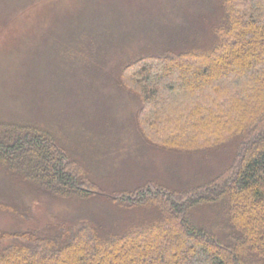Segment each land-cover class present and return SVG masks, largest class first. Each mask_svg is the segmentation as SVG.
<instances>
[{"label":"trees","instance_id":"16d2710c","mask_svg":"<svg viewBox=\"0 0 264 264\" xmlns=\"http://www.w3.org/2000/svg\"><path fill=\"white\" fill-rule=\"evenodd\" d=\"M197 1L172 0L173 13L151 9L149 20L135 19L132 27L130 19L110 18L115 3L78 4V15L59 19V28L70 34L59 35L53 50V84L63 93L102 81L107 90L139 95L138 127L161 147L203 149L236 137L231 162L191 189L147 180L114 190L107 203L148 213L116 231L59 216H49L45 225L31 221L0 230V264H264V0H202L190 18L186 6ZM161 11L164 17L156 19ZM38 17L31 28L48 33L56 23ZM196 28L202 41L189 46ZM39 54L37 46L34 60ZM65 63L69 71L75 67V86L64 75ZM33 81L31 89L38 83ZM15 115L0 120V166L25 183L26 192L0 191L3 209L26 219L40 193L74 199L101 193L94 174L74 148L62 145L48 119L46 127ZM198 206L216 207L215 219L196 218Z\"/></svg>","mask_w":264,"mask_h":264},{"label":"rangeland","instance_id":"374dc122","mask_svg":"<svg viewBox=\"0 0 264 264\" xmlns=\"http://www.w3.org/2000/svg\"><path fill=\"white\" fill-rule=\"evenodd\" d=\"M171 1L92 0L103 6L115 3L111 11L113 17L110 18L130 19L128 24H133V20L139 18L149 20L151 9L156 13L160 6L162 11H168L165 14L173 13ZM31 2L35 3L30 5ZM87 2L89 0H0V120H9L18 114L25 120H36L40 126L49 127L48 119L51 122L50 130L57 135L62 145L78 152L74 154L88 166L94 174V180L101 187V193L98 191L86 199L51 197L40 193L41 196L31 203L32 215L26 218L29 220L0 206V230L25 228L31 221L45 225L49 216H59L70 220L83 217V220L98 225L103 232L116 231L129 223L143 220L148 213L142 207L138 208L140 210L136 208L126 211L128 207L110 205L107 203L109 201L106 202L109 193L123 188L132 189L147 180L175 190L191 189L210 181L231 162L234 155L236 137L230 140L233 141L231 143L229 141L193 150L150 143L137 124L139 95L117 90L114 86L107 90L109 85L106 82H96L90 89L87 88L89 83H85L69 92H55L53 83L58 52L53 50L59 48V35L70 34L62 30L61 26L59 28V19L78 15V4ZM199 2L195 3L194 8L186 6L190 18L199 14ZM216 2L219 4L218 0ZM88 5L85 9H88ZM40 9L42 11L39 15L34 12ZM162 11L155 15L156 19L161 17L162 20ZM203 11L208 13V10ZM35 16H48L50 25L54 21L56 23L45 33L42 26L31 28L33 23H38ZM196 29L189 36V46L202 41H199V29ZM34 32L40 36L38 42ZM173 38H180L184 42L186 37ZM36 45L40 54L34 60L32 56L37 49ZM64 65L68 69L65 71H69L71 64ZM72 71L64 74L68 84L74 81L70 74ZM33 76V82L38 80V83L31 89ZM176 94L183 95L179 92ZM31 97L35 104H32ZM4 171L0 166V191L8 190V196L23 195L26 184L8 176ZM24 197L27 201L33 199L32 194L31 197L27 194ZM215 209L218 210L213 207L212 212L208 206H203L194 209L193 214L198 219L203 216L215 219Z\"/></svg>","mask_w":264,"mask_h":264}]
</instances>
